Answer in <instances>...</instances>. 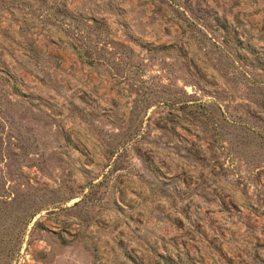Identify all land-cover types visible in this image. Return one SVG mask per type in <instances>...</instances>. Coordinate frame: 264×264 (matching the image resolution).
<instances>
[{
    "label": "rangeland",
    "instance_id": "obj_1",
    "mask_svg": "<svg viewBox=\"0 0 264 264\" xmlns=\"http://www.w3.org/2000/svg\"><path fill=\"white\" fill-rule=\"evenodd\" d=\"M0 264H264V0H0Z\"/></svg>",
    "mask_w": 264,
    "mask_h": 264
}]
</instances>
